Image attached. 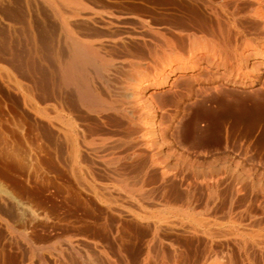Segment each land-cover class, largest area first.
Here are the masks:
<instances>
[{
  "label": "rangeland",
  "instance_id": "374dc122",
  "mask_svg": "<svg viewBox=\"0 0 264 264\" xmlns=\"http://www.w3.org/2000/svg\"><path fill=\"white\" fill-rule=\"evenodd\" d=\"M32 1V29L22 19V0L11 7L16 14L5 10L23 21L18 19L14 32L2 41L15 51H0V264L15 263L12 255L17 264H26L28 246L37 250L30 264H82L83 260L87 264H264V101L247 98L264 93V67L260 74L250 72L257 80L246 86L226 83L213 77L218 75L214 68H202L185 72L173 82V89L164 85L168 89L150 91L148 99L156 115L149 114L153 118L148 120H153L155 135L145 139L139 123H126L120 115L110 114L106 122L77 111L80 127L108 137V150L117 157L104 167L83 145L78 165L70 164L63 156V142L55 141L60 142L59 150L54 143L57 151H51L48 143L46 50L40 35L47 6L44 0ZM79 1L56 4H78L82 14L71 22L83 26L73 24L79 33L104 43L110 56L101 51L116 69L110 68L112 77H119L113 81L125 80L134 87L144 73L162 79L170 66L190 64L194 53L221 61L201 36L204 8L198 0ZM237 6L243 12L259 7L255 0H238ZM240 21L249 31L259 26L252 17L241 16ZM31 33L38 47L26 53L33 46ZM246 37L240 40L238 53L255 47L254 35ZM215 86L224 92H215ZM227 101L252 121L215 123L224 119ZM201 107L205 110L198 115ZM117 177L143 184L145 196L137 199L141 203L128 201L115 187ZM167 204L185 208L184 218L165 214L159 220ZM137 210L149 220L139 218ZM150 212L156 217L151 218ZM154 223L157 230L152 238ZM9 228L22 235L13 236ZM67 239L76 244L79 254L66 246ZM56 252L61 254L57 262Z\"/></svg>",
  "mask_w": 264,
  "mask_h": 264
},
{
  "label": "bare ground",
  "instance_id": "6f19581e",
  "mask_svg": "<svg viewBox=\"0 0 264 264\" xmlns=\"http://www.w3.org/2000/svg\"><path fill=\"white\" fill-rule=\"evenodd\" d=\"M16 1H18V0H0V51L2 49H4V50L10 49V51L11 50L13 51V48L10 44H6V43L3 44L2 41H5L4 39L6 37L11 36V33L14 32V29L17 26L16 24L18 22L19 16L17 18L16 16H11V15L7 14V12H5V10H7V9L15 12L16 10L15 9H14L15 11L13 9L11 10V7H13L16 4ZM22 1L24 3V6H25V9L22 10L23 11L22 19H24L25 24H27L28 27L32 29L33 28V21L31 18V16H32L30 13L31 11H29V9L31 8L30 5H32L31 0H22ZM44 1L46 2L47 13H46L45 18L43 20L44 25L41 27V32H40L41 34L40 35L44 38V49L43 50H46V53H44V55H45L44 59H45V63H46L45 66H47L46 67L47 70H45L46 72L45 71L44 72L46 73V76H45L46 88L45 89L47 90L48 100H49L48 106L46 108V110H47L46 116H47V121H48V125H49L48 129L50 130V133L48 134V138H49L48 143H49V147L51 148V151H52V150H55V148H56L54 146L55 145L54 143H57V142H55L56 140L61 141L60 145H62V142H63V146L66 147V154L63 153L64 154L63 156L66 155V159L70 162V164H76L77 163L78 153L80 152L79 149H80V147L83 148L82 147L83 145L86 146L87 148H89L87 150L88 151L90 150V153H93L94 158L98 162L103 164L104 167L105 166L109 167L110 163H112L114 160H116L115 158L117 157L116 155H114L115 152L111 151L113 149L108 150V149H110V145L108 144V142H106L108 137L106 139V137H104L102 135L101 136L97 135L93 131L95 134V136H94L91 133L92 131H90V134H89L88 133L89 131L87 130L88 131L87 132L85 127H83V126L80 127V124L77 121V116H76L78 114V113L76 114L77 111H83L84 113L90 114L92 116L96 115L98 118H100L102 120H105L104 118L108 117L110 114L120 115L119 116L120 118H121V116L123 117V119L125 118L124 120H126V123L129 122L132 125H136L137 123H139V125H141L140 130H139L141 132V138L144 137L143 139H145V137L148 138L149 136L152 137V135H155L154 128H152V126H150V125H153V120L152 119L148 120L149 114H152L153 117H155V115H156V114H154V107H153L154 105L150 102V99H148L149 98L148 96H150L149 95L150 91H157L161 88L162 89H168L167 86L172 87V89H173V86H175L173 82H176L178 79L180 80L184 76L185 72L187 73V72H191V71H196V70L202 69V68H206V69L214 68V72L218 73V75L213 76V77L220 78V79L224 80L226 83H230L233 85L241 84V85L246 86V85L253 83L254 81L256 82V80H257V77L255 79L251 75L250 72L255 73V74H260L262 72V68L264 67V49L263 50L259 49L260 47L261 48L264 47V0H255V1H257L259 7L250 6V8L245 12H243L241 9H239V6H237L238 0H198L201 3V5L205 11V12L203 11L204 14H202V16H201L202 21H203V23H202L203 26L201 28V33H202L201 36H202L203 40H206L209 43L210 47L213 46L216 49V52L219 54V55L218 54L217 55L219 56V59H221V61L218 62V61L214 60V58L212 59L209 55H207L205 53H194L189 58V60L191 61L190 64L182 65V66H178V67L177 66L176 67L170 66L165 72L166 76L162 79H158L157 75H154V76L151 75L150 76V74L144 73L143 77L140 78L141 80L139 82L137 81L138 84L135 85L134 87H130V86L126 85L128 82L126 84H124L125 80L121 81V82L116 80L119 83H117L116 81H113V79L114 78L116 79L118 76L115 73L117 77H112L113 76L112 70L115 68H112L113 66H112V64H110L109 58L106 57L103 54V52L101 51L103 46H104V43H102L99 38H98L99 40L94 39L92 37L93 36L92 34H91L92 38H89L88 36H84L83 34L79 33L78 29H76L74 27V25L79 26V27L82 26V25H78L76 23L77 21L76 22L74 21L77 25L74 23H73L74 24L73 25L71 22L72 18H76V17L80 18L81 14H82L78 4H76V3L75 4L63 3L61 5V4H56L57 0H44ZM61 1L62 2H69V3L70 2H72V3L77 2V0H60V2ZM228 2L233 3V5H230L231 9L228 6ZM34 4H35V2H34ZM43 5H45V4H43ZM85 8L86 7H84V10H85ZM93 12H94V10H93ZM15 14H16V12H15ZM94 15H98V14L96 13ZM241 16L252 17V19H254L256 25H259V26L256 27L255 29H253L252 31L246 30L245 29L246 25H244L245 23H243V21H240ZM91 18H94V17L92 16ZM22 19L20 18L19 20H22ZM87 19H88V17H86V20ZM257 21H260L261 24H259V23L257 24ZM24 22H23V24H24ZM78 22H80V21H78ZM79 27H77V28H79ZM24 31H26V30H24ZM82 32H85V31L83 30ZM34 33L33 34L31 33L32 34L31 37L33 38V41H32L33 46L28 47L27 51H25L26 53L28 52V50H36L37 51L38 46L35 43L37 37ZM249 33L254 35L253 45H255V47H253L252 50H249L245 54L244 53H238L239 46L241 45L240 40L242 38L247 39L246 36ZM40 35H39V37H40ZM198 36L200 37V35H198ZM202 38H201V40H202ZM114 44L115 43H113V46H114ZM105 45H107V44H105ZM42 47H43V45H42ZM105 47L106 46H104V48ZM107 47H109V46H107ZM18 50H19V48H18ZM105 51H107V50H105ZM38 53H41V52H38ZM15 54H16V52H15ZM19 54H20V52H19ZM32 55H34V54H32ZM108 55L110 56L109 52H108ZM29 56H31V55H29ZM32 57H37V56L35 55ZM21 60H19V61H21ZM34 60H35V58H34ZM16 62H18V61H16ZM111 63H113V60H111ZM35 64H34V67H36ZM29 65L32 66L33 64L32 65L29 64ZM110 68L112 69L111 71H110ZM40 69H41V67H40ZM115 71H116V69H115ZM34 73H35V71H34ZM174 76H176V77H174ZM127 77H129V76H127ZM193 79L197 80V78H193ZM248 79L251 81L250 83H247ZM120 80H122V79H120ZM239 81H240V83H239ZM164 85H167V86L164 87ZM214 89H215V92H218V93L224 92L223 88H219L217 86H215ZM227 93L228 92H226L225 94H227ZM258 94H260V93H258ZM262 94H260V96L263 97L264 93H262ZM45 95H46V93H45ZM257 95L256 96L255 95L254 96L253 95L248 96L247 98L255 100V101H259V102L264 101L262 99L260 100V96H257ZM257 97H258V99H257ZM233 104L234 103L233 102L231 103V101H227L225 103V105L223 107L226 106L227 108H225V110L222 111L224 114L223 115L224 119H222L220 121H215V123L223 124V121H225V122L226 121L227 122L232 121V122H236V123L241 124L243 122H247L250 120L252 121V119H250L251 117H249V115H247L244 112L237 111L235 109L236 108L235 105H233ZM204 110L205 109L202 107L198 108L196 113L198 115H201L200 112L204 111ZM257 110L258 109L256 108V111ZM209 111L211 112V115L216 114L215 110L213 111V110L209 109ZM78 116H80V115L78 114ZM152 116L150 118H153ZM106 120H108V118ZM114 120H116V119H114ZM127 125H126V127H127ZM128 128H129V126H128ZM132 128H130V129H132ZM142 135H146V136L142 137ZM147 138H146V140H147ZM152 140H154V139H152ZM147 141H146V144L149 143V145H151V144L159 145V143H156L157 142L156 140H154L156 142H154V141L147 142ZM59 143H57L58 144V150L60 149ZM107 144L109 145V148L107 147ZM146 144L144 143V145H146ZM154 147H156V146H154ZM63 150H64V148H63ZM55 151H57V150H55ZM82 151H84V149ZM82 151H81V154H82ZM136 154H134V155H136ZM57 156H60V155L58 154ZM124 158H127V156L125 155ZM79 159H81V158H79ZM95 159H93V161ZM98 162H97V164H98ZM117 163H118V161H117ZM113 164H115V163H113ZM77 165H78V163H77ZM114 183H115L114 184L115 187L118 190H120V192L122 194H124L125 197L130 199L128 201L137 200V199L143 198L145 196L144 186L139 181L134 182V181H129V180H127V178H124V177H117L115 179ZM148 199H149V197H148ZM139 201L137 200V202H139ZM142 201H145V200H142ZM131 202L133 203V201H131ZM140 203H141V201H140ZM20 204H22V203H20ZM142 207H140V208L142 209ZM184 209L167 204L163 208V210L161 211V214H159V216H158V213L157 212L156 213H157V216L160 220V218L164 217L165 214L166 215H168V214L169 215H175V217H176V215H178V216L179 215H181V216L185 215L186 211ZM139 210H137V213H136L140 216L139 218L146 219L148 217V219H146V220H149V215H146V213H142L143 209H142V212H138ZM150 215H152V213ZM154 216H155V214H154ZM154 216L152 215L150 217L152 218ZM191 216L192 215H190V217ZM165 218H167V217H165ZM192 218H194V217H191V219ZM151 220H154V219H151ZM162 221H164V220H162ZM198 221H199V219H198ZM195 222H197V219ZM149 223H148V225H149ZM198 224H199V222H198ZM202 224L203 223H201V225H199V226H202ZM157 225H159V224L157 223ZM155 226H156V224L154 223L153 224L154 230L151 233L152 238H154V236H155V229H156ZM14 228H9V232L13 236L16 233L22 235L21 234L22 232H20L19 230L17 231ZM157 233H158V231L156 232V234ZM24 236H26V235H24ZM151 237H150V239H152ZM157 239H159V237ZM24 241H25V239H24ZM65 242L64 243L66 244V246L69 249L70 248L73 249L76 253L79 252L78 248H76V244H74L71 240L67 239ZM150 242H153V241H150ZM157 242L160 243V241H157ZM50 243H52V242H50ZM42 245H41V247H42ZM150 245H151V243H150ZM19 246H21V244ZM35 246H36V248H38L37 246H39V245L37 244ZM152 247H153V245H152ZM154 247H156V246H154ZM28 249H29V251H28L29 253H28L27 257L24 256V261L27 262L26 264H30L33 261V258L35 257V254L37 251L33 246H28ZM44 249L46 250V246ZM47 249H50V248H47ZM149 249L150 248H148V250ZM151 250H153V249H151ZM46 252H47V250H46ZM148 252L150 254V251H148ZM153 252H151L150 255L156 256L155 255L156 253L152 254ZM89 254H88V259L90 257ZM158 254H162V253L158 252L157 255ZM51 255H53V252H51ZM59 255H61V254L60 253L58 254V252H56V254H55L56 257H54V260H56V262L58 260H60ZM63 256H65V254ZM11 257H12L13 261L15 262L13 264H17V260H16L15 255H12ZM164 257H167V256H164ZM40 258H43V257L40 255ZM81 258H82V256H81ZM92 258H90V260ZM151 258H152V256H151ZM65 259L66 258H64L62 260H65ZM87 261L88 260H83L82 264H87L88 263ZM165 261H166V258H165ZM67 264H68V262H67Z\"/></svg>",
  "mask_w": 264,
  "mask_h": 264
}]
</instances>
